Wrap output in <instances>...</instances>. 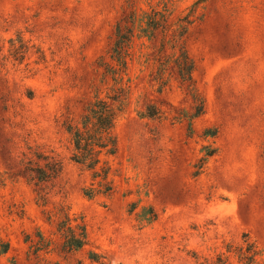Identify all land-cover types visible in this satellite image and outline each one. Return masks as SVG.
Returning <instances> with one entry per match:
<instances>
[{"label": "rangeland", "instance_id": "1", "mask_svg": "<svg viewBox=\"0 0 264 264\" xmlns=\"http://www.w3.org/2000/svg\"><path fill=\"white\" fill-rule=\"evenodd\" d=\"M164 3L197 10L186 43L204 113L190 120L201 101L176 76L162 92L137 79L113 192L88 198L99 179L71 161L65 125L104 89L118 21ZM147 104L165 118L140 117ZM32 152L63 161L53 183L30 181ZM63 214L89 246L63 251ZM0 241V264H243L249 245L264 264V0H0Z\"/></svg>", "mask_w": 264, "mask_h": 264}, {"label": "trees", "instance_id": "2", "mask_svg": "<svg viewBox=\"0 0 264 264\" xmlns=\"http://www.w3.org/2000/svg\"><path fill=\"white\" fill-rule=\"evenodd\" d=\"M197 20L196 9L185 14L179 12L173 3H164L162 8L160 5L151 6L148 10L131 8L116 24L115 41L108 55L100 57L98 61V66L103 70L100 84L104 89L97 91L78 121H69L65 125L72 144L71 161L92 172L93 180L99 179L100 189L84 190L88 198L92 199L98 193L111 195L113 192L109 175L112 170L111 160L118 153L116 129L131 104L137 79H148L146 83H155L158 92H162L170 79L176 76L182 85H187L193 98L201 101L190 120L204 113V103L194 79L195 62L186 43L190 28ZM136 41H144L138 51L135 50ZM135 71L139 73L137 76ZM139 116L162 120L165 112L154 104H147ZM177 120H182V117ZM213 154L214 151H209L206 155ZM31 156L26 162L23 161V165L30 181H35L37 186L53 183L62 174V160L39 152H32ZM198 168L200 170L201 167ZM41 199L45 201L44 197ZM62 217L59 232L64 239L63 251L75 253L89 246L84 221L77 217L71 218L68 214ZM155 219L156 215L152 211L148 222ZM251 249L252 245L245 251L239 249L243 264L257 263L259 253L254 251L251 254ZM9 250L10 244L0 241V255H6ZM90 259L97 262L101 256L91 252Z\"/></svg>", "mask_w": 264, "mask_h": 264}]
</instances>
